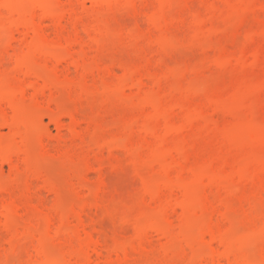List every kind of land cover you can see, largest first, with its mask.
<instances>
[{"label": "rangeland", "instance_id": "obj_1", "mask_svg": "<svg viewBox=\"0 0 264 264\" xmlns=\"http://www.w3.org/2000/svg\"><path fill=\"white\" fill-rule=\"evenodd\" d=\"M0 264H264V0H0Z\"/></svg>", "mask_w": 264, "mask_h": 264}]
</instances>
